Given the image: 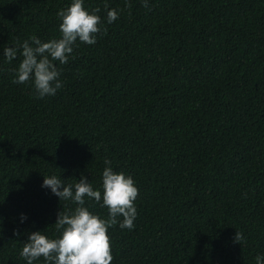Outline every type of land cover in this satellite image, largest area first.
<instances>
[{"label": "trees", "instance_id": "obj_1", "mask_svg": "<svg viewBox=\"0 0 264 264\" xmlns=\"http://www.w3.org/2000/svg\"><path fill=\"white\" fill-rule=\"evenodd\" d=\"M69 3L0 0V264H26L28 234L58 235V213L75 207L41 187L44 175L74 183L83 174L95 189L105 158L138 187L135 227L108 230L111 264H255L264 0H85L100 9L97 42L77 40L56 62L62 87L38 98L30 82L14 83L21 57L7 61L3 47L59 38L57 12ZM105 3L121 10L111 24Z\"/></svg>", "mask_w": 264, "mask_h": 264}, {"label": "clouds", "instance_id": "obj_2", "mask_svg": "<svg viewBox=\"0 0 264 264\" xmlns=\"http://www.w3.org/2000/svg\"><path fill=\"white\" fill-rule=\"evenodd\" d=\"M149 6V0H141ZM106 22L116 21L120 9L111 8L105 3ZM99 8H89L85 0H70L67 7L57 12L59 38L42 41L31 36L17 45L3 47V57L7 61L21 57L14 69V83L30 82L38 98L54 96L62 87L61 71L57 66L68 62L77 40L94 45L101 32L102 17ZM98 188L83 174L74 183H66L61 177L44 175L41 187L50 189L60 201H70L75 207L69 212H59L54 223L58 232L49 236L44 230L32 231L19 255L26 264H34L43 258L44 264H111L113 259L108 230L117 225L121 229L132 230L137 217L135 204L138 187L131 174L116 171L110 159L105 158ZM107 208V216H100L86 206V198ZM27 219L20 214L21 223ZM238 231L235 240L240 242ZM255 264H264V253H257Z\"/></svg>", "mask_w": 264, "mask_h": 264}]
</instances>
